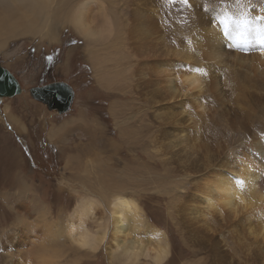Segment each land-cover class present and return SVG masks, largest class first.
I'll return each mask as SVG.
<instances>
[{
	"label": "rangeland",
	"instance_id": "rangeland-1",
	"mask_svg": "<svg viewBox=\"0 0 264 264\" xmlns=\"http://www.w3.org/2000/svg\"><path fill=\"white\" fill-rule=\"evenodd\" d=\"M75 1L64 7V16L71 10L75 15L79 11L73 8ZM101 1L102 13L114 11L117 16L131 17L132 0ZM233 1L238 2L189 0L186 6L179 0H156L160 38L178 48L188 38L195 7L231 11L236 6ZM5 7L0 4V10H7ZM94 23L102 24L100 12ZM58 26L54 41L19 34L0 47L1 65L17 77L22 89V95L0 99V264H37L36 248H41L42 241L55 253L58 264H153L144 252L159 245L166 246L168 252L161 264H264V238L251 230L255 225L246 220L245 213L204 211L201 191L193 181L212 163L252 161L247 150L256 140L253 136L264 138V104H250L254 107L248 119L251 130L246 132L228 124L233 119L229 114L237 108L235 103L207 95L204 106L209 115L199 126L200 145L193 137L175 145L154 125L152 106L144 101L137 72L139 62L131 54V41L115 34L111 37L114 49L117 41L121 49L128 48L123 55L127 53V59L130 55V60L123 65L121 50H111V55L109 49L81 35L69 22L61 20ZM116 28L124 29L117 19ZM37 31L34 26L30 30ZM90 43L110 56L105 69L115 76L124 73L123 80L117 76L111 86L98 83L90 64ZM251 51L249 46L246 52ZM42 53L56 55L45 62L41 61ZM124 68L131 69L133 75L123 72ZM46 69L57 78L51 81L67 83L73 93L71 108L61 116L48 111L29 92L40 86L39 78ZM9 113L23 131L11 125ZM263 163L255 164L260 165L264 177ZM243 193L250 198L247 191ZM124 195L136 202L142 218L136 227L129 221L126 235L121 237L125 248L108 252L110 234L94 253L77 247L67 229L78 224L79 204H95L84 225L95 232L109 214L107 202ZM262 202L254 212L264 225ZM195 204L203 216L193 212ZM192 217L200 222L195 223ZM49 231L57 236L50 241L45 238ZM131 250L138 256L129 262L125 251Z\"/></svg>",
	"mask_w": 264,
	"mask_h": 264
},
{
	"label": "bare ground",
	"instance_id": "bare-ground-1",
	"mask_svg": "<svg viewBox=\"0 0 264 264\" xmlns=\"http://www.w3.org/2000/svg\"><path fill=\"white\" fill-rule=\"evenodd\" d=\"M75 2L73 8L79 10L76 11V15L71 10L67 16H64V7L71 5L73 0H0L1 6H6L7 9L0 10V47L13 35L19 36V34L31 35L39 41L44 37L54 41L57 38L55 33L59 28L56 25L62 20L75 26L81 35L91 38L101 48L109 49L111 55L114 53L111 50L115 52L121 50L118 53L123 57L121 63L125 65L124 63L130 60V55L127 59L125 58L127 53L125 52L124 56L123 52L128 48L124 46L121 49L120 41H117V47L113 48L111 37L116 35L122 40L131 41L130 46L133 49L131 54H135L134 57L139 62L137 72L143 85L144 101H148L152 106L150 112L154 125L159 126L160 133L170 138L173 144L182 143L185 137H193V140L200 145L199 126L205 122L207 112L204 103L207 95L218 100L229 99L235 103L237 108L229 114L233 119L228 124L240 127L246 132L251 130L248 122L250 110L254 105L264 104V42H262L264 20L255 19L257 16H264V11H261L264 8V0H238L237 4L233 1L236 6L231 11L215 12L212 9L205 11L195 7L194 21L188 29V38L184 40L181 36L184 41L180 42L182 44L178 48H172L160 38V22L155 11L156 0H132L133 9L130 18L125 14L117 16L114 11L107 15L102 13L101 0ZM99 12L102 21L100 25L94 23ZM116 19L124 25V29L116 28ZM121 19H125V23H122ZM221 19L224 23H221ZM245 20L248 21L247 26L244 24ZM33 26L38 29L37 32H30ZM242 44L247 49L250 46L252 51H241ZM87 48L92 50L89 55L90 64L96 71L95 77L98 83L111 86L117 81V76H121L123 80L124 73L115 76L105 69L108 59L110 60L109 55H103L96 49L97 45L94 43L87 45ZM0 67H3L1 61ZM198 68L203 69L207 74L203 75L196 71ZM142 69H144L143 76H141ZM130 70L124 68L122 71H128L133 75ZM20 91L21 94L22 89ZM5 113L7 114V111ZM7 117L12 126L23 131L12 114ZM52 135L54 136V133ZM253 138L256 139L254 144L247 146L249 147L247 154L253 156L252 161L234 160L233 165L214 162L218 165L210 164L202 174L205 176L201 175L198 180L193 181H197L194 186L201 191L204 211L219 213L227 210L231 214L245 213L246 220L252 226L255 225L251 230L255 229L264 238V225L255 217L254 212V208L264 201L263 172L260 165L257 167L255 164L256 161L258 163L264 161V138L254 136ZM262 165L264 166V163ZM254 169L258 172L255 173ZM234 178L245 181L242 191L236 187ZM244 190L250 198L244 195ZM107 203L110 205L109 214L95 232L86 230L84 226L86 220L93 214L95 204L90 201L79 204L76 213L78 224L75 227L70 226L67 231L72 242L80 249L94 253L109 234L111 241L107 251L124 249L126 241L121 237L126 235L129 221L133 223L131 226L135 227L141 223L142 218L134 200L124 195L115 197ZM23 206L25 204L21 207ZM195 206L197 209L193 212L203 216L204 212L199 213L198 205ZM252 210L254 214L251 213ZM198 219L192 217L195 223L200 222ZM203 221L206 224V221ZM47 237L50 241L57 236L49 231L47 236L45 234V238ZM45 243L46 241H42V245L39 244L41 248H36L37 264H58L55 253L48 251ZM144 253L149 255L153 264L163 263L168 256L167 247L162 245L156 249L148 248ZM137 256L136 250L125 251L126 260L129 262L131 258ZM121 263L125 264V262Z\"/></svg>",
	"mask_w": 264,
	"mask_h": 264
},
{
	"label": "water",
	"instance_id": "water-1",
	"mask_svg": "<svg viewBox=\"0 0 264 264\" xmlns=\"http://www.w3.org/2000/svg\"><path fill=\"white\" fill-rule=\"evenodd\" d=\"M20 89L17 78L9 70L0 67V99L18 96L21 92ZM32 90L36 92L33 93ZM29 92L31 97L43 103L48 111H56L60 115L69 111L73 103V93L65 82L32 87Z\"/></svg>",
	"mask_w": 264,
	"mask_h": 264
},
{
	"label": "trees",
	"instance_id": "trees-1",
	"mask_svg": "<svg viewBox=\"0 0 264 264\" xmlns=\"http://www.w3.org/2000/svg\"><path fill=\"white\" fill-rule=\"evenodd\" d=\"M56 54H45V53H42L41 54V61H45V62H48L49 60V57H54ZM47 59V60H45ZM45 72L40 76L39 78V83L38 85L42 86V85H46L48 83H52V82H55V81H51V78H56L54 75V72L51 70V69H46L44 70ZM17 75V73H16ZM16 77V76H15ZM17 78V77H16ZM56 81H57V78H56Z\"/></svg>",
	"mask_w": 264,
	"mask_h": 264
},
{
	"label": "snow or ice",
	"instance_id": "snow-or-ice-1",
	"mask_svg": "<svg viewBox=\"0 0 264 264\" xmlns=\"http://www.w3.org/2000/svg\"><path fill=\"white\" fill-rule=\"evenodd\" d=\"M179 3L188 6L189 5V0H179ZM261 11H264V8H262ZM255 19L256 20H264V16H257V17H255ZM221 23H224L223 19H221ZM244 24L247 26L248 25V21L245 20ZM225 27H227V25H225ZM262 42H264V41H262ZM49 59H51V57H49ZM196 71L200 72L203 75L207 74L203 69H199L198 68V69H196ZM234 180H235L236 187L239 188L242 191L243 188H244V185H245V181L242 180V179H239V178H234ZM237 199H239L238 196H237ZM241 202H243V201H241Z\"/></svg>",
	"mask_w": 264,
	"mask_h": 264
}]
</instances>
